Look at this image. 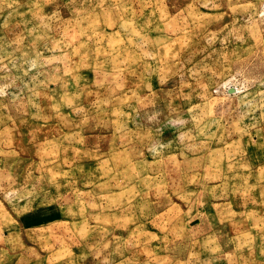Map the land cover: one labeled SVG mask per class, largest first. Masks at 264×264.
<instances>
[{
  "label": "rangeland",
  "instance_id": "rangeland-1",
  "mask_svg": "<svg viewBox=\"0 0 264 264\" xmlns=\"http://www.w3.org/2000/svg\"><path fill=\"white\" fill-rule=\"evenodd\" d=\"M0 264H264V0H0Z\"/></svg>",
  "mask_w": 264,
  "mask_h": 264
}]
</instances>
